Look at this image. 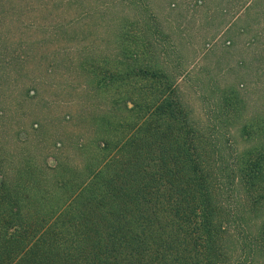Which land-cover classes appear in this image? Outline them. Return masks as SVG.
Here are the masks:
<instances>
[{
	"label": "rangeland",
	"instance_id": "rangeland-1",
	"mask_svg": "<svg viewBox=\"0 0 264 264\" xmlns=\"http://www.w3.org/2000/svg\"><path fill=\"white\" fill-rule=\"evenodd\" d=\"M138 93L156 105L179 101L189 121L219 139L231 168L236 156L247 171L263 163L264 0H0L9 173L19 174L20 153L49 167L103 162L112 152L104 141L113 146L137 119ZM154 120L163 134L174 123ZM230 179V264H264V179L247 193Z\"/></svg>",
	"mask_w": 264,
	"mask_h": 264
},
{
	"label": "trees",
	"instance_id": "trees-1",
	"mask_svg": "<svg viewBox=\"0 0 264 264\" xmlns=\"http://www.w3.org/2000/svg\"><path fill=\"white\" fill-rule=\"evenodd\" d=\"M132 97L138 117L104 141L103 162L49 167L20 153L14 176L0 146V264H230L226 178L252 192L264 162L247 171L236 156L233 169L179 101ZM162 114L174 120L165 134L154 124Z\"/></svg>",
	"mask_w": 264,
	"mask_h": 264
}]
</instances>
